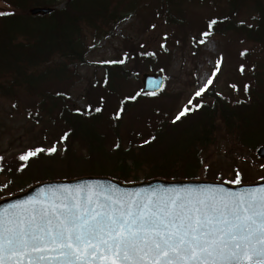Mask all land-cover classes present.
Here are the masks:
<instances>
[{
  "label": "trees",
  "instance_id": "16d2710c",
  "mask_svg": "<svg viewBox=\"0 0 264 264\" xmlns=\"http://www.w3.org/2000/svg\"><path fill=\"white\" fill-rule=\"evenodd\" d=\"M1 1L17 13L0 16V100L11 101L18 108L22 95L32 99L36 110L28 108L29 117L57 123L62 137L67 134V138L61 137L60 151L54 144L57 150L52 154L41 152L26 161L19 159L21 155L0 159V178L4 181L0 197L34 183L83 176H106L123 183L155 177L195 179L205 171L203 155L215 144L218 134L228 136L235 131L237 144L251 152L264 143V139L253 142L264 136V0L202 1L220 14L211 29L212 20L206 24L204 32L211 31L212 37L230 33L232 39L249 46L242 55H252L248 91L236 100L216 98L198 103L203 105L200 108L193 105V110L175 123L169 113L160 110L153 114L149 110L145 126L137 127L127 140L120 135V121L131 113L140 117L139 105L158 96L138 92L126 95L121 90L130 84V71L136 75L164 71L162 63L170 52L168 46L160 43L156 51H148L143 44L130 45L128 60L106 64L102 77L90 84L84 109L72 102L66 91L67 85L78 78L71 66L86 62L89 39L96 42L127 13L141 17L148 6L161 25L183 33L181 7L186 0ZM35 6L53 10L32 17L29 10ZM143 23L148 29L156 26ZM133 96L135 100L128 99ZM108 98L115 99L113 107H109ZM97 107L102 110L96 112ZM22 165L27 166L20 171Z\"/></svg>",
  "mask_w": 264,
  "mask_h": 264
},
{
  "label": "snow or ice",
  "instance_id": "6c2138e0",
  "mask_svg": "<svg viewBox=\"0 0 264 264\" xmlns=\"http://www.w3.org/2000/svg\"><path fill=\"white\" fill-rule=\"evenodd\" d=\"M221 62L195 97L213 84ZM192 110L185 106L173 123ZM56 150L37 147L19 159ZM223 183L239 186L242 175L236 172L235 179L216 186L151 191L100 181L41 189L38 196L0 208V264H264V186L232 191Z\"/></svg>",
  "mask_w": 264,
  "mask_h": 264
},
{
  "label": "rangeland",
  "instance_id": "374dc122",
  "mask_svg": "<svg viewBox=\"0 0 264 264\" xmlns=\"http://www.w3.org/2000/svg\"><path fill=\"white\" fill-rule=\"evenodd\" d=\"M202 1L186 0L182 5L181 20L185 28L183 33L180 30L174 32L164 23L161 25L153 9L148 6L142 11L141 17L127 13L123 20L112 25V29L96 42L89 39L84 55L86 62L71 66L76 70L78 78L71 85H67L66 91L70 100L84 109L90 84L102 77L103 65L108 64L103 63L104 61H119L125 57L128 60L130 52L127 49L130 45L143 44L148 51H156L160 43L167 45L170 51L162 63L164 71L158 73L165 78L164 88L157 95L158 97L139 105L141 108L138 112L141 118L131 113L125 120L120 121L118 129L123 140H127L137 127L145 126L149 110L153 114L163 110L164 113L174 117L185 106L190 108L198 102L210 103L218 97L236 100L242 93V85L251 81L249 75L252 55L247 52L245 58L242 56L249 50V46L232 39L230 33H225V36L202 37L206 24L210 20L220 19L218 10L203 4ZM240 19L246 20L242 17ZM143 22L153 23L156 26L148 29ZM201 39L205 43H200ZM221 58V70L210 85L213 86L212 90L208 89L203 93L208 91L209 95L195 97L194 93L212 76L216 63ZM130 65L131 62H128V66ZM242 68L243 71H241ZM145 72L149 71L142 73ZM142 73L136 75L135 71H130L128 77L130 84L128 87L124 86L121 91L126 95H136L141 89ZM235 87L240 93L233 92ZM190 99L192 105H188ZM106 100L109 107L114 106L115 99ZM20 102L18 108H14L11 101L0 100V157L6 159L10 156L24 155L37 147L45 146L44 149H48L54 144L60 151L59 141L62 137V132L59 131L60 125L48 122V119H44L43 122L31 119L26 110L28 108L36 110L34 101L22 95ZM116 108L118 109V106ZM116 108L113 110L115 111ZM246 130L251 129L248 127ZM236 137L235 131L228 136L225 133L216 136L215 144L206 150L202 158V165L206 172L202 170L198 177L207 178V176L215 175L210 178L218 179V175H221L222 180L231 181L235 179L236 172H240L243 182L254 183L264 179V160L256 157V151L251 152L238 145ZM261 139H264V136L253 142ZM260 145L262 144H258L257 147ZM207 172L210 173L204 175ZM3 182L0 178V185Z\"/></svg>",
  "mask_w": 264,
  "mask_h": 264
},
{
  "label": "water",
  "instance_id": "95a60500",
  "mask_svg": "<svg viewBox=\"0 0 264 264\" xmlns=\"http://www.w3.org/2000/svg\"><path fill=\"white\" fill-rule=\"evenodd\" d=\"M0 11L5 13H11L12 9L7 7L5 4L0 2ZM50 13V9L45 8H34L30 11L32 16L43 14L46 15ZM152 82H159V86L154 85ZM141 85H142V92L143 93H158L163 86V79L157 75L153 74H144L141 77ZM257 156L261 159H264V146L260 147L257 152ZM100 181L106 185H116L118 188L127 189L128 191H136L138 189H145V190H153V189H160V188H184L186 186L192 187H200L202 185H221V183L203 181V180H196V181H166L162 179H153L148 182H140L130 185H124L117 181H114L110 178L106 177H83L78 178L71 181H54V182H46L42 184H38L35 186L30 187L25 192L9 197L7 199L0 200V208H4L6 205H10L16 203L17 201H22L28 199L29 197H35L41 194V189L47 190L50 187L60 185V184H81L84 182H94ZM223 187L230 189L232 191H240L242 188H259L264 186V181L255 183V184H248V185H239V186H231L228 184H222Z\"/></svg>",
  "mask_w": 264,
  "mask_h": 264
}]
</instances>
